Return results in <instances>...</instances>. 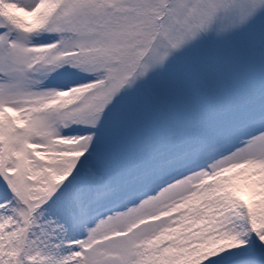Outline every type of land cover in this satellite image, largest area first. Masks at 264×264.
Wrapping results in <instances>:
<instances>
[{
    "label": "snow or ice",
    "instance_id": "1",
    "mask_svg": "<svg viewBox=\"0 0 264 264\" xmlns=\"http://www.w3.org/2000/svg\"><path fill=\"white\" fill-rule=\"evenodd\" d=\"M0 264H264V0H0Z\"/></svg>",
    "mask_w": 264,
    "mask_h": 264
}]
</instances>
